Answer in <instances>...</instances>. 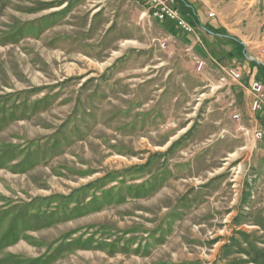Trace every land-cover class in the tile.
<instances>
[{"label":"rangeland","instance_id":"374dc122","mask_svg":"<svg viewBox=\"0 0 264 264\" xmlns=\"http://www.w3.org/2000/svg\"><path fill=\"white\" fill-rule=\"evenodd\" d=\"M58 1L0 0L1 263L148 264L130 260L131 249L123 255L122 242H135L158 224L168 232L162 231L164 242L171 244L157 253L158 259L207 254L214 264H220L221 255L230 257V264H264V171L255 176L264 157L256 161L246 150L259 141L253 138L257 130L264 133L257 121L264 111L253 109L252 88L259 81L264 92V77L248 86L254 113V126L250 122L248 127L252 118L231 92L242 78L239 61L223 70L211 65L203 57L207 54L196 50L207 53L209 43L201 32L197 44H186L132 0H69L70 7L57 12L65 0ZM260 3L264 8V0ZM96 7H102L104 18L94 36L100 21L99 15L92 17ZM110 21L117 32L112 37L105 36ZM91 47L99 51L98 58L80 55L92 53ZM200 58L206 61L201 69ZM229 67L240 71L237 82L227 77ZM216 92H222L221 103L237 111L239 118L229 114L245 147L231 156L228 150L237 142L211 143L203 153L208 159L201 162L192 156L196 151L198 157L201 148L197 130L190 139L197 145H186L182 128L207 111L205 99ZM181 94L192 101L184 112L175 109L179 99L162 105L165 111L172 108L171 115L157 109L162 98L165 103L171 97L173 103ZM137 103L150 114L133 112ZM129 104L132 109L120 111ZM205 116L212 119L211 113ZM187 159L193 161L189 168ZM210 171H230L223 204L202 190ZM145 180L155 191L133 199L138 189L132 187ZM206 205L212 216L199 226L193 217ZM171 208L184 219L169 221L172 216L165 214ZM184 235L202 244L190 246ZM110 240L119 245L118 258H110L115 253L104 246ZM95 241L104 251L78 250Z\"/></svg>","mask_w":264,"mask_h":264},{"label":"crops","instance_id":"0c3cea01","mask_svg":"<svg viewBox=\"0 0 264 264\" xmlns=\"http://www.w3.org/2000/svg\"><path fill=\"white\" fill-rule=\"evenodd\" d=\"M132 1L136 3H140L145 9H147L148 12L147 5L146 3H144L143 0H132ZM59 2H61V0L58 1V3ZM178 2L179 4L185 7L184 10L188 11L186 15L188 16L191 23L195 26L197 33L190 36V35H186L180 30L179 33L178 30L174 29V26L170 23L162 24L161 22H159L158 24L162 27L164 31L170 32L171 34L174 35L176 34L175 36L177 38L178 36H180V38H182L186 42V44H190V45H193V43L197 44L196 38L198 39L200 37L199 35L201 32V34L205 36V41L209 43L207 53H204L197 46H196V50L199 51L201 55L207 54V56H203V57L206 60H208V62L211 61L210 62L211 65H213L212 61L218 64L220 66L218 67L219 69L221 68L223 70L225 65H232L233 63L235 64L237 60L239 61L240 64L239 68L242 70V78L239 83L234 84L235 86L232 87L231 92H232V97L233 99H235L237 106L238 107L240 106L242 109H245L246 113L249 114V116L252 118V120H247L248 117L246 118V120L248 121V122L246 121L247 123L246 125L249 127L250 126L249 123L253 122L254 113L251 112V99H250L251 97L249 94L248 86L250 85V83H252V80L254 78L260 79L259 77L262 78L264 77V8L261 6L260 0L259 1L257 0H178ZM58 7L60 10H57V12L69 8L70 7L69 0L68 1L65 0L64 2L59 3V5L56 8ZM50 8H55V6ZM94 10L95 12L92 17L94 18L95 16L98 15L100 17L99 18L100 21L97 23L96 32L94 33L95 36L97 34V31L99 30L98 28L101 25L104 15L100 13L102 11V7H96ZM210 13H214V16H211ZM67 19H69V16ZM110 22L111 23H109L108 28L106 29L105 32L106 33L105 36L109 35L108 37H112L117 33L113 31L114 21L113 22L110 21ZM91 27H89L87 30L84 31L91 30ZM93 42L94 41L87 40L88 44ZM97 52L99 53V51H97L96 48H92V53L90 54L80 53V55L85 56L86 58L95 59L98 58L99 56ZM206 94L208 93L201 92V96ZM220 97H222V92H216V94L212 93L209 96V98L205 99L206 101L210 102L207 111L203 112V110H201V113L202 112L203 113L202 115L197 116L196 121H194L193 119L190 121L188 120L187 122L184 123V127L182 128V131L185 132L186 145L198 144V146H201V148L199 147L198 157H196L198 152L196 151L193 152L192 156H195L196 158V159L194 158L195 160H199L203 162L204 160L208 159V157L203 153L208 152V151L206 152V149L211 146L210 145L211 143H218L220 145H223V143L225 142H237L238 146H235V148L228 150L231 156L237 155L238 151L239 152L240 150L242 151L245 147L242 144L245 143L246 140L245 138L242 139V135L240 131L237 132V130L234 129V127H237L238 124L234 120H232L229 114L230 112H234V113L236 112L234 114L236 115L237 111L236 110L231 111L233 109L229 106V104L227 105L225 103L224 104L221 103L222 101ZM162 99L164 100V98ZM167 99L169 100H167L165 103L162 100V103L160 104V108L157 107V109L161 110V112L164 109L163 113L166 115H171L172 108L170 107V109L165 111V107L162 105H166L167 103L172 105L174 104V101L176 102V100L179 99L180 104L176 105L179 107L175 109L179 108L180 112H184L183 108L184 109L186 108L185 104L192 102L190 101V99H187L186 96L182 94L178 96L177 99H174L173 103L170 100L171 97H168ZM128 108L132 109L131 104L125 106V108L123 107L122 109H120V111L125 114ZM139 108H142L141 104L137 103V105L134 107V109H132V111L135 112L138 116L139 114H145V113L150 114V112L148 111H150L151 109L144 110L142 108L140 110ZM209 113H211L212 119L209 118L203 119V116H205L206 114L209 115ZM156 114L157 113L153 115ZM257 116L259 119L256 118V120L258 119L257 121L261 123L260 126L262 125L261 127H263L264 129L263 115L259 113ZM187 119L188 118H186L185 120ZM252 124H253L252 126H254V123ZM211 128L214 132H212L210 135L204 133V132L209 133ZM196 130H197V142H198L197 144L191 143L190 141L191 137L194 135L193 133H195ZM213 136H216L214 140L217 139L218 141L215 140L214 142L212 139ZM187 139L188 141H186ZM201 144H203V146L206 148H204ZM253 145L246 149L248 153L247 156H250L251 159L255 158V160L257 161L259 159V156L264 157V138L262 140L257 141ZM192 162L193 161H191L190 159H187V168L192 166ZM228 163L229 162H226L225 165H228ZM263 166L264 164L262 165V167H260L261 168L260 172L255 174L256 178L259 177V175L263 176V171H264ZM229 172L230 171H221L218 174H214V172L210 171L207 177L211 175V179L207 182L208 184L206 183L203 185L204 187H206V188H202L203 192H205V194L213 201L218 200V204L222 202L223 200L222 196L226 195L228 191L227 190L228 187L230 188L231 186L228 185L229 181L227 180ZM202 178H206V177L202 176ZM212 180H214L213 183L210 182ZM145 181H143L142 183L135 184L132 187L134 189H138L137 190L138 193L135 196H133V199L142 200L147 197H151L152 194L144 196V192L149 190L155 191V189L154 187L153 188L150 187L151 183L149 181L146 182ZM213 185H215V188H212L211 190L210 187H213ZM252 189L253 186L252 185L250 186L249 184L248 188L246 189L247 190L246 195L248 197L251 196L250 192L253 191ZM223 203L224 202H222V204ZM205 207L207 208L205 209ZM193 208L195 210V207ZM193 208H190V210ZM209 208L210 207L208 205L199 207V209L197 210L198 212H196L198 214L196 217H193L195 216L194 214H196L194 213V211L190 212L191 218L192 217L196 218L195 220L197 221L196 222L197 225L199 226L205 225L206 221L210 220L212 216L211 213L213 212V210L211 212L209 211ZM172 209L173 208H171L170 213L165 214V216H167L168 218L172 216L169 219V221L173 223H176L177 221L178 222L182 221V219H184L182 218L184 215H182L180 211L172 210ZM205 212L208 213L205 214ZM193 218L191 220H193ZM127 229H129V231L132 233L135 232L132 231L134 230V228L132 227H129ZM153 230L154 232L143 230L141 236L138 237V239L135 242H132L130 244H126L122 242L123 243L122 245L125 247L124 248L125 253H123V255H127L126 254L127 251L131 249L133 252H131L130 254L133 257L132 259L130 258V260H139L140 262L147 261L148 264H202V262H205L206 260L207 261L211 260L210 264H214V262L212 261H215V258L213 256H208L207 254L205 256L201 255V257H197V258L195 257L196 259L195 258L191 259L188 257L186 259L181 257L180 255H178V258L177 257L173 258V260H168L165 258L158 259V257H156L157 253L162 252V250L168 248L171 244L169 243L166 244L163 240V237L166 236L165 233L166 234L168 233L166 230H164L161 227H158V224L156 228ZM162 231L164 232L166 231V232L162 234ZM183 238H187L189 239V241H191L189 243L190 246L193 245L194 247H197L198 244L199 245L202 244V242L197 243V238L194 237L193 235L191 237H188L186 235ZM183 238L182 237L180 238L182 243H183ZM227 242L229 241L227 240ZM99 243L100 241H95L93 247L78 248V250L90 251L91 249H93L94 251L97 250L102 251L103 250L102 248L104 246H108L110 251L115 253V254L113 253L115 256L110 255V258H118L117 255L118 252L120 251L118 250L119 245L117 246L116 241L114 242V240H110V243L108 244L106 243L107 245L104 246L103 244L99 245ZM221 256L222 257L220 264L221 263L230 264V260H229L230 257L228 258L227 256L224 255ZM2 258H4V256L3 254H0V264H2L1 263Z\"/></svg>","mask_w":264,"mask_h":264},{"label":"built area","instance_id":"2783aa9c","mask_svg":"<svg viewBox=\"0 0 264 264\" xmlns=\"http://www.w3.org/2000/svg\"><path fill=\"white\" fill-rule=\"evenodd\" d=\"M146 3L149 14L157 19L158 21H170L174 24L175 28L185 33L186 35L196 34L194 25L189 20L181 8L178 5L177 0H143ZM206 61L202 58L198 61V68L201 69L205 65ZM227 77L233 82H237L240 78L241 73L238 68L229 67L224 69ZM252 88L254 90V103L253 109L256 111H264V92L263 84L259 81H254L252 83ZM235 118H239L236 115ZM264 137V133L261 130H257L254 134L255 140H261Z\"/></svg>","mask_w":264,"mask_h":264},{"label":"trees","instance_id":"16d2710c","mask_svg":"<svg viewBox=\"0 0 264 264\" xmlns=\"http://www.w3.org/2000/svg\"><path fill=\"white\" fill-rule=\"evenodd\" d=\"M178 1V0H177ZM179 7L181 8V10L183 11L185 9L184 6H182L181 4H179ZM186 15V14H185Z\"/></svg>","mask_w":264,"mask_h":264}]
</instances>
